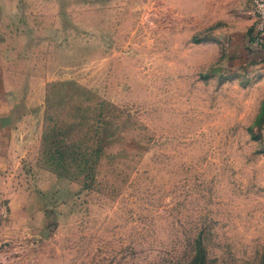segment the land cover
Here are the masks:
<instances>
[{
  "label": "rangeland",
  "instance_id": "374dc122",
  "mask_svg": "<svg viewBox=\"0 0 264 264\" xmlns=\"http://www.w3.org/2000/svg\"><path fill=\"white\" fill-rule=\"evenodd\" d=\"M216 1L0 0V264H264V43Z\"/></svg>",
  "mask_w": 264,
  "mask_h": 264
},
{
  "label": "crops",
  "instance_id": "0c3cea01",
  "mask_svg": "<svg viewBox=\"0 0 264 264\" xmlns=\"http://www.w3.org/2000/svg\"><path fill=\"white\" fill-rule=\"evenodd\" d=\"M217 0L215 3V7L211 5V9L222 8L224 5V10L233 11L232 20L235 21L236 28L230 29L228 33L225 34L224 37L221 38L223 42H225L230 47V56L232 57H245V54H249L253 52L249 47V42L254 37V18L250 14L249 9L251 8V0ZM225 3V4H224ZM262 53L256 52V56H262L264 61V47ZM253 54L254 53H250ZM264 65V62H263ZM264 72V67H263ZM4 134V132L0 131V137ZM7 159L5 158L4 150L0 146V167H4Z\"/></svg>",
  "mask_w": 264,
  "mask_h": 264
},
{
  "label": "built area",
  "instance_id": "2783aa9c",
  "mask_svg": "<svg viewBox=\"0 0 264 264\" xmlns=\"http://www.w3.org/2000/svg\"><path fill=\"white\" fill-rule=\"evenodd\" d=\"M253 13L258 24V28L255 31L256 42L264 43V0H253Z\"/></svg>",
  "mask_w": 264,
  "mask_h": 264
}]
</instances>
